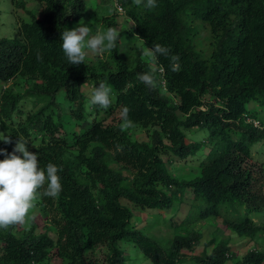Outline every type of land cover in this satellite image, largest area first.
Segmentation results:
<instances>
[{
    "label": "trees",
    "instance_id": "trees-1",
    "mask_svg": "<svg viewBox=\"0 0 264 264\" xmlns=\"http://www.w3.org/2000/svg\"><path fill=\"white\" fill-rule=\"evenodd\" d=\"M12 1L31 19L16 21L15 37L0 38V128L13 140L0 149L11 153L23 136L41 168L58 167L62 191L38 196L42 218L20 224V238L12 233L16 225L0 229V264H127L122 242L152 264H264V167L251 162L252 147L264 141V0H156L152 9L104 0L115 9L103 14L97 0H34L38 13L26 10L28 0ZM92 1L93 25L118 30L122 9L125 31L118 30L115 49L70 65L61 33L80 24ZM154 43L179 56V72L171 71L169 58L160 56L154 68L143 59V48ZM154 69L155 89L137 80ZM100 82L112 89L111 105L90 112L83 89ZM125 106L149 141L121 130ZM201 131L204 139L190 135ZM205 150L189 179L180 161ZM186 193L190 209L167 245L133 222L128 205L168 221L166 212ZM38 220L45 221L42 233ZM202 221L223 226L210 252L188 257L202 240L194 229ZM232 234L257 245L240 257ZM96 248L106 249L105 256L97 257Z\"/></svg>",
    "mask_w": 264,
    "mask_h": 264
},
{
    "label": "clouds",
    "instance_id": "clouds-1",
    "mask_svg": "<svg viewBox=\"0 0 264 264\" xmlns=\"http://www.w3.org/2000/svg\"><path fill=\"white\" fill-rule=\"evenodd\" d=\"M133 2L137 7L143 5L147 9L157 6L156 0H146V2L145 0H133ZM89 31L90 28L84 22H80L72 30L65 29L61 33V47L70 65L83 64L89 54L101 56L105 52L115 49L116 41L121 35L116 28L112 27L105 31L98 30L92 36H89ZM134 39H138L141 44L146 45V41L138 35L134 36ZM142 54L153 64L158 61L160 56L169 58L171 71H180L179 56H170L168 47L154 43L150 48L145 46ZM36 58L42 62L43 57L39 50H37ZM161 70L163 69L161 68ZM154 71L155 69L150 73L137 74V80L147 87L155 89L157 83ZM111 91L110 86L105 82H100L90 92L89 105L104 109L110 107ZM129 111L130 109L126 106L120 110L122 131L132 127L133 122L129 119ZM0 135L3 134L0 133ZM0 141L4 144L13 143L12 138L6 135H3ZM28 145L27 140L20 136L15 139V146L11 153H8L6 149H0V156H4V159L0 160V229L7 230L10 226L24 224L29 212L34 208V202L38 196L55 198L62 191L61 178L57 174L58 167L53 163H48L46 169L41 168L38 155L30 152Z\"/></svg>",
    "mask_w": 264,
    "mask_h": 264
},
{
    "label": "rangeland",
    "instance_id": "rangeland-1",
    "mask_svg": "<svg viewBox=\"0 0 264 264\" xmlns=\"http://www.w3.org/2000/svg\"><path fill=\"white\" fill-rule=\"evenodd\" d=\"M30 1L31 0H28L26 4V7H27L26 10L38 13L40 9V4L34 2V0H32L31 2ZM97 1L99 3V5L97 6L102 8L101 10L102 14L105 12H109V10L112 11L113 9H115V5L112 3L105 4L104 0H97ZM97 6H94V3L92 1V4H90L89 7H87V16L81 20V23L84 22V24L90 28L89 32L91 33V35H95L98 30L103 31L101 27V23H99L98 25L97 24L93 25V21L90 18L93 10H95ZM12 11H14L15 14H13ZM118 11L121 13V14L119 13L120 16L119 18H117V22L119 24L118 30H123V26L125 24L126 19H125V16H123L124 15L123 11L120 9H118ZM21 17H24L23 19L25 20L31 19V16L27 15L26 11H24L23 9H20L17 6H15L12 0H0V38L15 37L17 33V29H18L16 21L21 20ZM127 24H128L127 27L126 26L125 27L130 28L131 24L130 23H127ZM124 43L125 44L127 43V39L124 41ZM125 44H121V50H124V49L127 50V47H125ZM85 51H88V50H85ZM88 56L96 57V55H91V54H89ZM143 59L147 60L148 58L143 57ZM152 65L154 68L155 65L154 64ZM1 86L2 84L0 83V87ZM93 88L94 86H89V87L85 86L83 89V92H85V94L89 96ZM22 107L27 113L31 112L32 110V105L30 104L29 101L24 102L22 104ZM88 108L90 109V112L94 110L92 106L90 105L88 106ZM127 130L129 131L130 137L133 140L140 141V142L149 141L150 133H148L146 130L141 129L140 127H136L134 125H132V127H130ZM0 133L5 135L4 132H2L1 128H0ZM3 135H0V139L3 138ZM190 135L195 136L196 139H198L199 137H202L204 139L206 136V134L203 131L198 132V133L191 132ZM1 142L2 141H0V143ZM208 152L209 150H205L204 154L202 153L201 155L191 157L187 159L186 162L180 161V163H184L186 165L187 170L185 174H187L189 179H192L195 177V174H196V172H194L195 168H197L199 164L204 160L205 155ZM252 157H253V160H251V162L254 164L255 167L257 168L259 167L260 169L261 164L264 167V141L259 142L252 147ZM170 162L172 163V165L176 163L171 160ZM177 170H178V167L172 166V169H171L172 172L177 173ZM190 196H191L190 193H186L183 196H179L175 200L173 208L169 212H166L168 221L165 219H161L160 216H156L154 218V215L157 214V211L143 212L142 210L134 208L133 206H130V205L128 206L131 208L134 214L133 222L138 227V229L148 226L145 229L147 235L149 237L157 239L159 242H162L164 245H167L168 241L171 240L176 233L175 228L178 225H180L187 216V213L190 209L189 208ZM180 197H183V198H180ZM35 202H34V205H35L34 208L28 214L29 217L26 218V221H25L26 227L28 226L30 219L34 217V215L38 217V215L41 213L39 208L36 207L37 204H35ZM262 212L264 213V209H262ZM255 219H259V218H255ZM38 223H39L38 232L42 233L43 231L46 230L45 221L38 220ZM220 226L221 227L223 226L221 224V221H220V224L214 221H206V222L202 221L201 224H198L197 226H195L194 229H196L200 234H202L203 237L201 238L202 239L201 242H199L200 244L198 243L199 245L195 247L194 251L188 252V257H193L194 255L201 256L205 251L210 252L212 250L211 249L212 247L208 248L207 250H206V247L208 243L211 241V239L214 237V234L218 231L217 228ZM10 229L11 228L9 227L7 230H4V232H8ZM190 231H191L190 227H188L185 230V232H190ZM12 233L15 234L18 238L21 237L22 229L20 227V224L15 226ZM226 234H229V233L226 232ZM50 235L54 236L52 233H50ZM232 237L233 238L231 240V245L235 251L239 252V254L241 255L240 257L244 256L248 251L252 250L257 245L255 244V242H250L249 240H242L234 234H232ZM120 244H121V247L125 251V258L127 260V264H152L151 261H149L134 244L126 243V242H122ZM261 249L264 250V248H261ZM95 250L97 252V257L102 258L105 256L106 249L96 248ZM189 263L194 264L192 261ZM51 264H61V260H54L51 262Z\"/></svg>",
    "mask_w": 264,
    "mask_h": 264
},
{
    "label": "built area",
    "instance_id": "built-area-1",
    "mask_svg": "<svg viewBox=\"0 0 264 264\" xmlns=\"http://www.w3.org/2000/svg\"><path fill=\"white\" fill-rule=\"evenodd\" d=\"M120 10H122V9H120ZM255 125H256V126H259L257 122H255Z\"/></svg>",
    "mask_w": 264,
    "mask_h": 264
}]
</instances>
